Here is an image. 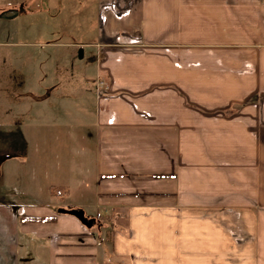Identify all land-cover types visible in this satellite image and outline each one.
I'll list each match as a JSON object with an SVG mask.
<instances>
[{
    "label": "crops",
    "instance_id": "crops-1",
    "mask_svg": "<svg viewBox=\"0 0 264 264\" xmlns=\"http://www.w3.org/2000/svg\"><path fill=\"white\" fill-rule=\"evenodd\" d=\"M97 1L90 169L38 207L5 139L0 264H264V0Z\"/></svg>",
    "mask_w": 264,
    "mask_h": 264
},
{
    "label": "rangeland",
    "instance_id": "rangeland-1",
    "mask_svg": "<svg viewBox=\"0 0 264 264\" xmlns=\"http://www.w3.org/2000/svg\"><path fill=\"white\" fill-rule=\"evenodd\" d=\"M0 3L12 6L11 12L0 18V149L4 148L5 139L10 138L6 146L12 149L23 144L24 148L16 151L24 150L26 154V159H5L1 165L8 177L14 179L17 168L24 162L31 163L30 172L36 179L29 187L40 196H31L30 200L53 203L38 207L69 203L63 191L51 185L80 182L82 175L86 176L84 170H89L92 163L88 147L79 145V141L82 135L90 138L93 134L90 128L96 108L93 45L100 25L98 1L0 0ZM21 133L26 142H14L23 138ZM42 165H46V174L40 176L32 171H38ZM41 179H46L47 184L43 185ZM102 223L111 228L118 225L116 220L105 216Z\"/></svg>",
    "mask_w": 264,
    "mask_h": 264
},
{
    "label": "water",
    "instance_id": "water-1",
    "mask_svg": "<svg viewBox=\"0 0 264 264\" xmlns=\"http://www.w3.org/2000/svg\"><path fill=\"white\" fill-rule=\"evenodd\" d=\"M80 53V56L82 57V52ZM57 211L60 214H67L75 217L88 229L92 228L96 223L95 220L87 218L82 209H58Z\"/></svg>",
    "mask_w": 264,
    "mask_h": 264
}]
</instances>
